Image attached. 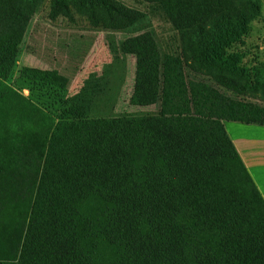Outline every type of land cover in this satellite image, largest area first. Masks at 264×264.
Returning <instances> with one entry per match:
<instances>
[{"label":"trees","instance_id":"1","mask_svg":"<svg viewBox=\"0 0 264 264\" xmlns=\"http://www.w3.org/2000/svg\"><path fill=\"white\" fill-rule=\"evenodd\" d=\"M42 1L0 0V264H264V197L223 126L264 127V64L228 52L260 1L143 0L173 31L162 45L117 0H49L51 20L135 33L118 46L130 104L159 111L111 118L90 115L104 75L74 94L54 70L21 68L28 96L8 84Z\"/></svg>","mask_w":264,"mask_h":264},{"label":"rangeland","instance_id":"2","mask_svg":"<svg viewBox=\"0 0 264 264\" xmlns=\"http://www.w3.org/2000/svg\"><path fill=\"white\" fill-rule=\"evenodd\" d=\"M117 1L148 15L150 27L147 30L162 45L172 37L173 31L169 24L151 11L148 3L143 0ZM259 1L261 17L252 23L250 34L244 39L241 47L228 51L243 55L245 57L241 62L243 66L254 63L264 64V0ZM48 12L49 0H43L30 22L15 68L16 73L8 82L14 90L28 96V91H18L16 83L18 72L23 67L57 71L68 78L67 89L70 94L78 92L88 79L104 75L108 80L107 85L92 106L91 117L154 115L159 111V104L150 107H135L130 104L134 87L135 61L131 56L121 55L118 46L135 33L93 31L83 19L76 17L73 23L61 17L51 20ZM110 42L116 49L114 58L108 49ZM106 69L108 70L105 75ZM184 74L188 80H203L212 84L209 75L196 74L186 65H184ZM216 87L221 92L233 96L222 87ZM245 100L262 105L258 100L251 98ZM36 103L42 108L49 106L51 110L55 109L51 106L53 105L51 99L42 98ZM223 126L264 197V127L227 121H223Z\"/></svg>","mask_w":264,"mask_h":264},{"label":"crops","instance_id":"3","mask_svg":"<svg viewBox=\"0 0 264 264\" xmlns=\"http://www.w3.org/2000/svg\"><path fill=\"white\" fill-rule=\"evenodd\" d=\"M255 184H256V182H255ZM256 185H258V184H256ZM259 189V188H258ZM260 191V190H259ZM263 196V195H262Z\"/></svg>","mask_w":264,"mask_h":264}]
</instances>
